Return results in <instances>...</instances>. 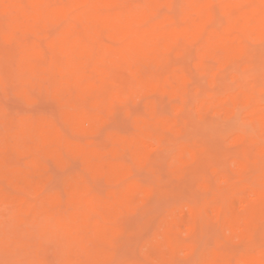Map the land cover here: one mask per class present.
<instances>
[{"label":"bare ground","instance_id":"bare-ground-1","mask_svg":"<svg viewBox=\"0 0 264 264\" xmlns=\"http://www.w3.org/2000/svg\"><path fill=\"white\" fill-rule=\"evenodd\" d=\"M172 1L0 0V89L8 84L34 87L39 95L32 97L30 103L44 95L59 105L57 117L45 112L37 116L20 115V112L11 116L6 107L5 111L0 108V184L15 188L8 192L0 187V205L10 209L16 228L30 232L42 225V221L54 223L68 241L79 245L89 243L93 261L120 263L115 257L123 247L121 236L125 229L121 221L128 211L137 210L152 197L140 185L144 183L132 179L133 168L150 166L156 152L150 144L156 143L160 148L173 144L166 131L173 136L185 131L187 122L181 111L182 101L188 97L190 77L186 71L174 67L173 56L191 53L188 48L193 45L197 46V52L201 48L203 57L219 61L222 68L244 54L241 37L264 40V0H181L183 26L163 11ZM213 4L223 14V23L227 22L225 29L208 26L214 17ZM52 27L58 32L47 34V29ZM125 69L135 77V92L148 112V117L135 118V131L130 135L104 129V123L121 113L120 107L125 108L122 105L127 99L125 84L135 80L130 74H127L130 79L124 73L121 76ZM217 75L211 77L212 84L216 83ZM124 77L130 81L126 82ZM249 96L236 92L227 98L218 95L214 101L212 98L197 102L194 110L203 118L207 111L216 108L215 111L228 117L231 110L246 107V118L256 133L264 137V104L252 102ZM174 99L181 103L172 104L167 114L161 113V105ZM142 102L134 103L142 106ZM127 108L123 111L128 112ZM61 125L82 134H104L106 141L102 139L101 143H106L73 141L62 132ZM240 140L239 136L232 141L235 144ZM176 145L171 161L177 168L176 175L181 177L180 170L189 164H209L217 174L218 184H226L229 191L223 197L208 198L200 208L181 205L170 210L145 243L149 245V257L173 263L175 255L183 253L190 264L191 261L235 264L231 260H236V264H264L263 249L256 247L254 238L264 218V172L251 173V167L234 152L230 165L233 164L235 173L231 174H237V178L233 181L227 171L213 164L215 151L211 147L178 142ZM73 159L80 160L85 171L110 184H120L121 189L100 196L89 191L81 171H77L61 182L68 184L67 195L47 192L53 179L50 165L65 167ZM255 164L264 167V159H256ZM199 182L208 184L209 179L203 177ZM24 191L27 197L21 194ZM87 209L95 210L97 217L91 218V213L89 217ZM203 221L218 225V243L235 240L243 245L233 254L235 259L211 249L203 250L196 258L197 243L178 241L175 232L196 235ZM5 230L7 233L10 229ZM53 237L58 238L57 233ZM34 247H26L24 243L14 250L33 252ZM47 247L44 245L39 250ZM39 250L36 251V257L41 259L39 263H52L53 260L45 261L53 259L52 248L48 252L51 257L42 252L47 259ZM132 258H125L123 264H145Z\"/></svg>","mask_w":264,"mask_h":264},{"label":"rangeland","instance_id":"rangeland-1","mask_svg":"<svg viewBox=\"0 0 264 264\" xmlns=\"http://www.w3.org/2000/svg\"><path fill=\"white\" fill-rule=\"evenodd\" d=\"M181 10V0H173L169 6L163 8L165 13L174 16L179 26H183L185 22L180 16ZM211 10L214 12V17L208 23V26L218 30L225 29L227 22L224 21L223 23L224 16L219 12L217 4H213ZM216 10L218 14L216 13ZM57 32L56 28L53 27L47 29V34L49 35H54ZM253 40H250L249 37H241V46L245 51L244 54L228 61L222 68L219 61H213L210 60L212 58L203 57L199 46V48H197V50H199L198 52L195 49L197 46L194 47L193 45H190L188 52L192 51L191 53H178L173 56L172 61L174 67L186 71L190 77V81L187 84L188 97L182 101L183 109L181 111L182 117L186 119L187 122L184 126L185 131L180 136H173L169 131H166V135H169L173 144L165 148H160L156 143L150 144V147L152 148L151 150H156L150 166L145 168H133L131 175L132 179L144 183L140 185L147 189L152 197L147 204L141 206L135 211H128L126 216L124 215V219L121 221V224L125 229V234L121 236L123 247L120 254L117 253V256H119L115 257L118 262H120L118 264H123L125 258H131L132 256H134L132 260L141 263L144 262L145 264H190L187 262V259H185L183 253H177L173 263L154 261L149 257V245H145V243L153 237L155 229L157 228L156 225H158V222L167 215L170 210L181 205L188 207L197 206L200 208L205 205L208 198L212 196L223 197V195H226L229 191L228 187L226 188V184H218L217 174L209 164H202L200 166L189 164L184 170H180L181 177L176 175L177 168L171 161L177 148V142L183 145L211 147L212 150L215 151L213 164L220 170L223 169L224 172L227 171V173H225L230 175L233 181L237 178V174H231L235 173L233 172V164L230 165V162H232L231 155H233L234 152H237V154H239V156L242 157L251 167V173L255 172L254 170L264 172V167H257L255 164L256 159H264V137L256 133V130L253 129L252 124L246 118L248 108L238 107L235 110L233 109V111L231 110L230 112L231 115L228 117L215 111L216 108H211L204 114L203 118L197 115L194 110L195 104L199 101H210L212 98V101H214L218 95L227 98L228 94L232 92L247 93L251 96L252 102H260L264 104V40ZM44 44H46L45 39ZM191 46H193V49ZM123 73L129 79L130 76H132L131 79H135L129 70H122L121 76ZM216 73H218L217 81L212 84L210 79ZM127 74H130V76ZM126 77H124V79ZM125 81L127 82L130 80H127L126 78ZM125 88L127 97L125 103L129 105H126L125 103H122V105H125V108L128 107V112L123 111L125 108L120 107L122 112L118 113L113 120L105 122V125H103L106 131L130 135L135 131V118L148 117V112L144 103L135 92L137 88L136 79L132 80L131 84L127 82ZM2 90L6 91L5 89H0V102H4V104L0 103L3 104L0 108L3 107L4 109H1L5 111L6 107L11 113V116L13 113L19 112L20 115L28 114L37 116L43 115L45 112V114L48 115L52 114L55 117L58 116L59 105L50 97L44 95L39 96L34 102L30 103L31 107H28L21 102L19 94L16 96H9L7 91L4 93ZM129 96L130 99H128ZM135 101L137 103L142 102V106H138L137 103H134ZM168 102L164 103L166 106L164 104L161 105V113L167 114V112L171 111L172 104L181 103V101L175 99L170 103ZM162 106H165V108ZM213 106H215V104H213ZM61 128L64 129L62 132L65 135H68V138L73 141L96 144L106 143H101L102 139L106 141L104 134L99 136L93 133L82 134L65 125H61ZM239 136L241 140L238 143L236 142L233 144V138ZM81 165L82 163L80 160L78 161L74 159L65 167L50 165L53 179L51 180V183L48 184L46 191L61 196L67 195L68 188L66 185L68 186V184H61V182L63 179L71 176L77 171H81L82 176L87 182L86 185L89 191L100 196L111 195L121 189L120 184H110L107 180H102L85 171ZM203 177L209 179L208 184H199V181ZM0 187L8 192H13L15 190L11 184H0ZM262 190L264 192V187ZM21 194L25 197L28 196L26 191ZM185 208L187 209V207ZM0 211V255L1 258L5 257L3 259L0 258V264H38L41 259L36 257V251H38L39 248H44V245L48 247L45 248V250L42 249L43 251L39 250V252L41 251L42 253L46 251L47 254H44L49 255V257L53 254V256L57 258L56 261L63 262V264H104L102 262L98 263L93 261L92 255L88 250L89 247H91L89 243L79 245L77 242L68 241L64 237L62 231H60L54 223L42 221V225H39L37 229L33 231L27 232L23 227H20L22 229L18 230L20 228L15 227V219L13 218L10 209L6 208V205H0ZM90 213L93 214L92 217ZM87 214L94 219L97 217V213L93 209H87ZM6 225L8 228L5 227ZM200 225L201 230L196 235L191 236L182 231L175 232L178 236L175 234L173 235L176 236L181 243H197L199 248L195 255L196 258L201 255L203 250L211 249L224 254H229L228 257H231L230 259H235L233 254L243 248L241 243H238L235 240H225L218 243V225L213 222L205 221L201 222ZM5 229L10 230L6 233ZM56 233L58 238L53 237ZM16 235L18 237L17 239L14 238ZM33 235L37 237H35L37 241L34 237L30 238ZM20 237L26 239L22 238L21 240ZM28 238H30V240ZM254 238L257 241L256 247L263 249L262 255L264 259V218L261 219L257 230L254 232ZM36 242V245H39L40 243L41 247L34 245ZM47 242H51V244ZM24 243H26V247L35 246L32 249L34 251L32 252L29 249L27 252L24 250L20 251L19 249L14 250V248H19V246ZM57 243L60 244L58 245ZM53 244L56 245V248L55 246H52ZM51 248L52 251H50ZM53 248L55 250L58 249V252H55ZM29 251L31 255L28 253ZM49 251L52 252V254H49ZM15 252H17L16 256L14 255L16 254ZM129 252H131L130 255L132 253L133 255L130 256ZM125 253H128V255L123 257ZM8 254H10V256H8ZM44 254H41V256H44L43 258L46 257ZM54 257L53 259L45 258L47 259L45 261H55ZM145 259L148 261H145ZM34 260H37L38 263L33 262ZM191 262L194 264V261ZM231 262H235L236 264V260H231L230 263Z\"/></svg>","mask_w":264,"mask_h":264},{"label":"snow or ice","instance_id":"snow-or-ice-1","mask_svg":"<svg viewBox=\"0 0 264 264\" xmlns=\"http://www.w3.org/2000/svg\"><path fill=\"white\" fill-rule=\"evenodd\" d=\"M5 89L9 96H16L19 93V99L28 107H31V98L39 95V92L36 88L21 86L19 84L5 85ZM52 264H63V262L53 261Z\"/></svg>","mask_w":264,"mask_h":264}]
</instances>
